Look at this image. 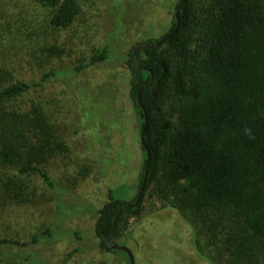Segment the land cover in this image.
Listing matches in <instances>:
<instances>
[{
	"label": "trees",
	"instance_id": "1",
	"mask_svg": "<svg viewBox=\"0 0 264 264\" xmlns=\"http://www.w3.org/2000/svg\"><path fill=\"white\" fill-rule=\"evenodd\" d=\"M180 1L170 28L135 43L125 59L140 133L146 116L150 162L144 189L138 201L137 193L126 200L109 190L94 232L101 248L116 251L110 244L130 217L141 214L147 189L159 183L173 189V206L196 234L202 225L227 233L228 243L220 247L227 258L206 249L209 262L264 264V0H184L179 6ZM79 11L78 0H0L3 204L27 201L35 175L53 188L48 167L64 148L38 94L44 81L59 72L26 79L29 69L13 61L23 55L22 62L30 65V60L50 62L61 56L64 48L48 35L72 25ZM108 58L107 47H101L74 71ZM170 97L166 111L163 103ZM142 151L137 192L146 162L143 146ZM16 244L0 238V247Z\"/></svg>",
	"mask_w": 264,
	"mask_h": 264
},
{
	"label": "rangeland",
	"instance_id": "2",
	"mask_svg": "<svg viewBox=\"0 0 264 264\" xmlns=\"http://www.w3.org/2000/svg\"><path fill=\"white\" fill-rule=\"evenodd\" d=\"M176 2L78 0L72 25L48 35L64 48L61 56L30 65L23 55L14 59V65L20 61L29 69L26 79L59 72L37 93L64 148L48 167L53 188L35 175L27 201H0V238L18 241L0 247V264H129L125 251L99 246L94 222L109 190L126 200L137 193L144 155L125 59L135 43L170 28ZM104 46L108 59L74 71ZM166 100L164 109L170 111L171 97ZM174 200L173 189L152 184L143 211L129 218L115 243L131 250L135 264H212L206 249L227 258V250L220 249L228 243L225 230L214 233L202 225L196 234Z\"/></svg>",
	"mask_w": 264,
	"mask_h": 264
},
{
	"label": "water",
	"instance_id": "3",
	"mask_svg": "<svg viewBox=\"0 0 264 264\" xmlns=\"http://www.w3.org/2000/svg\"><path fill=\"white\" fill-rule=\"evenodd\" d=\"M183 1L184 0H181L180 1L179 6H181V4L183 3ZM178 9H179V7L176 9V12H175V17H176L177 20H178V11H177ZM176 27H177V25H176ZM176 27L169 34H167V35L163 36L161 39H159L156 42V44L161 43L162 41L166 40L169 36H171L175 32ZM136 101H137L138 106L142 109L143 113H145L143 104L141 102V99H140L138 93H137V96H136ZM145 130H146V116L144 117V125H143L142 130H141V133H140V143H141V145L145 149L146 162H145V166H144V169H143V175H142L141 183H140V186H139V189H138V192H137L136 201H138L140 199V197H141L142 191H143L144 186H145V183H146L148 170H149L150 150H149V148H148V146L146 144V141L144 139ZM110 247L112 249L125 251L126 254H127V256H128L129 264H135L133 254H132L131 250L127 246L118 245L116 243H112V244H110Z\"/></svg>",
	"mask_w": 264,
	"mask_h": 264
}]
</instances>
